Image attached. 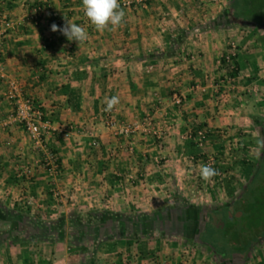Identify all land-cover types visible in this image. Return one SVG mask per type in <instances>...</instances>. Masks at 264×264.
<instances>
[{"label":"crops","instance_id":"1","mask_svg":"<svg viewBox=\"0 0 264 264\" xmlns=\"http://www.w3.org/2000/svg\"><path fill=\"white\" fill-rule=\"evenodd\" d=\"M229 1L119 0L123 26L100 33L82 0H0V201L53 220L75 209L148 212L175 193L207 206L237 195L260 142L250 116H264V31L201 27L226 19ZM3 18L11 28L2 33ZM66 20L87 29L85 43L51 31ZM173 38L171 54L151 57ZM230 45L234 75L220 62ZM112 96L119 104L108 111ZM16 98L41 111L39 144L12 121ZM134 122L145 128L118 134ZM206 157L215 161L211 181L200 174ZM192 246L155 234L112 239L94 246L93 264H215ZM82 260L65 242L0 248V264ZM243 261L264 264V240Z\"/></svg>","mask_w":264,"mask_h":264},{"label":"trees","instance_id":"2","mask_svg":"<svg viewBox=\"0 0 264 264\" xmlns=\"http://www.w3.org/2000/svg\"><path fill=\"white\" fill-rule=\"evenodd\" d=\"M225 12L226 19H215L201 27L232 25L230 16L241 25L264 31V0H230ZM176 46L173 38L165 51L151 57L167 56ZM220 62L228 63L231 75L235 74L234 63L225 62L223 56ZM250 121L260 134V153L247 182L229 201L195 205L175 193L168 205L148 212L75 209L53 220L33 218L16 205L7 207L0 201V248L19 242H65L85 256L81 264H93L98 243L155 234L182 237L206 247L215 264H244L246 254L264 240V116H250Z\"/></svg>","mask_w":264,"mask_h":264},{"label":"clouds","instance_id":"3","mask_svg":"<svg viewBox=\"0 0 264 264\" xmlns=\"http://www.w3.org/2000/svg\"><path fill=\"white\" fill-rule=\"evenodd\" d=\"M84 15L90 22L91 26L97 32L114 31L123 26L125 22V11L120 6L119 0H82ZM51 31H59L69 41H76L78 44L85 43L89 36L85 27L70 23L66 20L63 27L56 24L51 25ZM104 103L107 105L106 110L111 111L119 104V98L112 96L105 98ZM200 174L205 181H211L216 174V170L209 165H200Z\"/></svg>","mask_w":264,"mask_h":264},{"label":"built area","instance_id":"4","mask_svg":"<svg viewBox=\"0 0 264 264\" xmlns=\"http://www.w3.org/2000/svg\"><path fill=\"white\" fill-rule=\"evenodd\" d=\"M136 2H144V0H135ZM123 4V0H122ZM42 9V7H38L35 10V13ZM2 24V33L11 28V23L3 18L1 19ZM234 46L230 45L225 55H223V59L225 62H231V58L234 56ZM222 57V56H221ZM11 119L13 122L20 125L22 130L31 138L34 144L40 143V125H41V111L38 106L33 103V101L29 98H16L14 101V108L11 115ZM105 124L109 127L114 126V121L111 116L108 114L105 115ZM145 128L143 123H127L120 126L117 129L118 134L128 135L131 132L137 131L140 128ZM195 138L197 142H200L203 138V132L197 131L195 134ZM94 145V142L92 143ZM232 145V144H231ZM203 164L209 165L214 168L215 161L212 157H206L204 159Z\"/></svg>","mask_w":264,"mask_h":264},{"label":"rangeland","instance_id":"5","mask_svg":"<svg viewBox=\"0 0 264 264\" xmlns=\"http://www.w3.org/2000/svg\"><path fill=\"white\" fill-rule=\"evenodd\" d=\"M230 22H232L231 24H239V23H237V22H234V21H230ZM254 128H255V131L258 133V130H257V128L254 126ZM259 135V138H260V134H258ZM260 140V139H259ZM260 142H259V144H258V149L256 148V150H258L257 152H256V156L258 157V155H259V153H260ZM253 156V155H252ZM252 171H253V165L251 166V168H250V174L252 173ZM250 174H249V176H250ZM249 176H248V178H249ZM248 178L246 179V181H244L245 183L247 182V180H248ZM192 204H195V203H192ZM236 214V213H235ZM195 246V245H194ZM194 246H192L193 248H195ZM198 251H201L202 253H204L206 256H207V258L209 259V260H211L212 261V258H210V253L208 252V250L206 249V247H202V246H197V248H196Z\"/></svg>","mask_w":264,"mask_h":264},{"label":"water","instance_id":"6","mask_svg":"<svg viewBox=\"0 0 264 264\" xmlns=\"http://www.w3.org/2000/svg\"><path fill=\"white\" fill-rule=\"evenodd\" d=\"M229 18H230V21L239 22V21L236 20L235 18H232V17H230V16H229ZM238 214H239V212L236 213V215H238Z\"/></svg>","mask_w":264,"mask_h":264}]
</instances>
